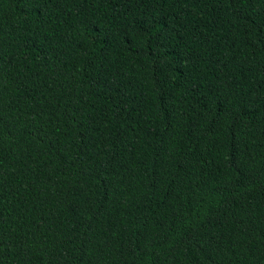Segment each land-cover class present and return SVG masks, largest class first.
I'll use <instances>...</instances> for the list:
<instances>
[{
	"label": "trees",
	"instance_id": "1",
	"mask_svg": "<svg viewBox=\"0 0 264 264\" xmlns=\"http://www.w3.org/2000/svg\"><path fill=\"white\" fill-rule=\"evenodd\" d=\"M0 264H264V0H0Z\"/></svg>",
	"mask_w": 264,
	"mask_h": 264
}]
</instances>
